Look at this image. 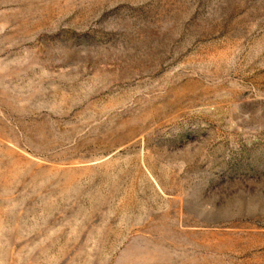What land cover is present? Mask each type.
<instances>
[{
  "label": "rangeland",
  "instance_id": "1",
  "mask_svg": "<svg viewBox=\"0 0 264 264\" xmlns=\"http://www.w3.org/2000/svg\"><path fill=\"white\" fill-rule=\"evenodd\" d=\"M0 264H264V0H0Z\"/></svg>",
  "mask_w": 264,
  "mask_h": 264
}]
</instances>
